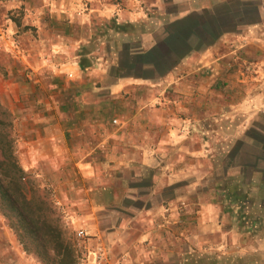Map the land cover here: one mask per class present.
<instances>
[{
	"label": "crops",
	"instance_id": "0c3cea01",
	"mask_svg": "<svg viewBox=\"0 0 264 264\" xmlns=\"http://www.w3.org/2000/svg\"><path fill=\"white\" fill-rule=\"evenodd\" d=\"M20 2L24 6L30 3L28 0ZM36 2L25 9L34 13L49 10L56 21L66 19L61 22L62 29L55 25L50 28L63 37L72 36L74 31L78 33L80 26L96 29L92 24L96 18L103 25H111L109 30L121 34L130 33L125 30L127 27L146 25L140 35H129L125 40L121 37L119 45L103 50L101 53L107 56V61H98L96 52L84 45L71 51V55L76 56L73 65H69L74 73L91 65L97 67V71L103 66L110 68L109 94L120 93L130 85L137 86V78L146 82L165 75L175 77L177 82L176 71L183 66L196 64L195 69H199L213 65L219 59L218 50L223 42L233 39L232 35L239 27L254 25L260 20L258 5L248 0ZM138 2L141 8L137 6ZM151 12H157V17L152 18ZM249 14L255 19H250ZM1 25L0 45L1 41L5 43L10 56L23 67H30L32 62L27 60L30 49L15 41L18 26L8 18L3 19ZM101 34L103 39L108 37V31L103 30ZM56 46L51 50H58ZM58 80L59 83L62 81L60 77ZM87 82L84 84L77 77L66 84L77 88L75 92L79 90L78 94L74 93L77 96V110H73L75 118L79 117L76 111L94 108L92 125L95 128L79 127L71 131L75 136L90 134L97 140L108 133L98 128L102 121L96 116L98 113L109 115L110 110L103 113L100 108L96 113V106L110 98L96 94L93 103L85 100L83 94L86 91L99 87L96 83L91 84V76L87 77ZM252 101L250 98L249 102L247 97L242 103ZM261 118L264 119L262 115L252 117L245 125L244 118L228 124L225 136L229 143L224 148L205 147L204 141L193 140L195 129L183 124L180 127L177 123L187 119L173 118L174 126L179 128L172 126L170 132L179 129L182 136L190 138L182 137L178 148L171 150L172 154L161 165L151 157L132 162L114 158L99 162L79 154L84 148L78 143V148L73 151V168L79 174L83 188L69 207L75 214V226L101 237L105 248L114 251L108 264H264V124L258 123ZM32 129L24 133L31 139L25 143L29 157L23 161L25 170L37 162L41 156L40 144L46 139L51 150L57 145L60 151H71L65 140L67 129L54 130L53 134ZM130 132L141 134L137 128ZM69 135H72L70 131ZM236 142L240 147L235 150ZM128 147L137 152L141 149L139 144ZM128 168L134 170L128 173ZM109 169L113 175L108 173ZM191 170L196 174L190 175ZM222 249L226 252L222 253ZM120 254L123 256L118 257Z\"/></svg>",
	"mask_w": 264,
	"mask_h": 264
},
{
	"label": "rangeland",
	"instance_id": "374dc122",
	"mask_svg": "<svg viewBox=\"0 0 264 264\" xmlns=\"http://www.w3.org/2000/svg\"><path fill=\"white\" fill-rule=\"evenodd\" d=\"M20 1L22 0H2L0 4V27L3 28L1 24L3 19L7 18L19 23L15 41L30 49L27 60L32 62L30 67H23L20 61L6 52L7 45L1 41L0 103L12 113L15 120L13 130L18 162L22 166L23 161L29 160L25 143L31 139L24 133L31 127L32 131L38 129L44 134H53L54 130L58 131L61 128L68 130L67 135L70 131L72 135H66L65 140L71 146V151H60L57 145L51 150L46 139L43 141L45 145L40 144L41 156L37 162L26 170L22 167L30 174L32 186L39 189L40 193L44 192L43 195L57 213L60 223L71 234L78 253L77 264H91L86 251L75 245L77 229L85 233L88 250L104 248L105 257L99 264H108L115 254L114 251L105 248L101 237L75 226L73 222L75 214L69 208L75 203L77 193L83 188L79 174L73 168L75 167L73 151L78 148L77 144L80 143L79 147L84 148L79 154L85 155V158L91 156L90 159L99 162L105 163L111 158L116 161L132 162L139 158L151 157L161 165L172 154L171 150L178 148L182 137L190 138L182 136L179 129L175 130V133L170 132L174 126L173 118H186L187 121L179 120L177 123L180 127L183 124L185 127L195 129L193 140L204 141L205 147L224 148L223 146L229 143L225 136L228 124L244 118L245 125L252 117L259 115L264 117V0H248L258 5L259 22L239 27L232 35L233 39L223 42L219 47V59L213 65H205L199 69H195L196 64L183 66L176 71L177 82L175 77L165 75L160 79L146 82H141L137 78V86H127L117 94H109V84L112 82L109 67L103 66V69L97 71V67L91 65L83 71L78 70L74 73L69 65H73L76 56L71 55V51L79 45H84L96 52L98 61L101 59L107 61V56L101 53L103 50L119 45L121 37L125 40L129 35L136 33L140 35L146 29L145 24L127 27L125 30H130V33L126 31L121 34L116 30L115 32L109 30L111 25H103L99 22L100 19L96 18L97 21L92 23L96 29L80 26L77 29L78 33L74 31L72 36L63 37L50 28L55 25L62 29L61 22H66V19H59L57 22L49 10L34 13L25 9L36 4V0H28L30 3L26 4L27 6ZM137 6L142 7L139 2ZM142 11L147 12L146 7ZM156 13H152V18L157 17ZM252 14H249V18L254 20L255 16ZM103 30L108 31L106 39L101 37ZM54 46L58 50H51ZM90 76L93 78L91 84L96 83L99 87L88 93L86 91L83 94L85 100L93 103L96 94L110 98L96 103V113L100 108L103 113L110 110L109 115L106 113V116H100L98 113L96 116L102 121L98 128L108 133L97 140L90 134L75 136L71 131L79 127H85V130L95 128L92 125L94 108L86 112L76 111L79 117L75 118L73 110H77V96L74 92L77 88L69 85L77 77L85 84L87 77ZM58 77L62 79L60 83ZM247 97L249 102L250 98L253 100L252 103H242ZM227 114L231 115L225 116ZM107 116H110L108 120ZM258 123L264 124V119L261 118ZM174 127L179 128L176 125ZM135 128L141 131V134H131L130 131ZM118 129H122L123 132H117ZM134 144L141 145L139 152L133 147H128ZM239 147L240 144L236 142L235 150ZM133 170L134 168H128L127 172ZM108 173L113 175L111 169ZM194 174L196 172L193 170L190 175ZM221 252H226V249H222ZM121 256L123 255L120 254L118 257ZM0 264H41L32 254L22 250L1 215Z\"/></svg>",
	"mask_w": 264,
	"mask_h": 264
},
{
	"label": "trees",
	"instance_id": "16d2710c",
	"mask_svg": "<svg viewBox=\"0 0 264 264\" xmlns=\"http://www.w3.org/2000/svg\"><path fill=\"white\" fill-rule=\"evenodd\" d=\"M14 124L12 113L0 103V215L22 250L41 264H77L71 234L18 162Z\"/></svg>",
	"mask_w": 264,
	"mask_h": 264
},
{
	"label": "built area",
	"instance_id": "2783aa9c",
	"mask_svg": "<svg viewBox=\"0 0 264 264\" xmlns=\"http://www.w3.org/2000/svg\"><path fill=\"white\" fill-rule=\"evenodd\" d=\"M75 241H76V246L78 248H81L83 250L86 251L87 253V258H90V262L91 264H99L100 261L102 259H104V248H101V247H98L94 250H88L87 248V239H86V236H85V233L80 230V229H77L75 231V237H74Z\"/></svg>",
	"mask_w": 264,
	"mask_h": 264
}]
</instances>
